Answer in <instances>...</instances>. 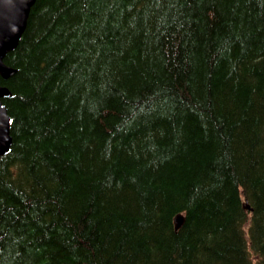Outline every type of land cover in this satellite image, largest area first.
<instances>
[{
	"label": "trees",
	"instance_id": "trees-1",
	"mask_svg": "<svg viewBox=\"0 0 264 264\" xmlns=\"http://www.w3.org/2000/svg\"><path fill=\"white\" fill-rule=\"evenodd\" d=\"M4 62L0 264H264V0H35Z\"/></svg>",
	"mask_w": 264,
	"mask_h": 264
},
{
	"label": "water",
	"instance_id": "water-1",
	"mask_svg": "<svg viewBox=\"0 0 264 264\" xmlns=\"http://www.w3.org/2000/svg\"><path fill=\"white\" fill-rule=\"evenodd\" d=\"M35 0H0V76L4 79L11 76L15 69L4 62V56L13 50L25 29L31 6ZM10 90L0 84V155L9 152L11 147L10 122L2 98L10 97ZM244 207L249 208L245 202ZM184 221L182 213L173 218L174 229L177 230Z\"/></svg>",
	"mask_w": 264,
	"mask_h": 264
},
{
	"label": "bare ground",
	"instance_id": "bare-ground-1",
	"mask_svg": "<svg viewBox=\"0 0 264 264\" xmlns=\"http://www.w3.org/2000/svg\"><path fill=\"white\" fill-rule=\"evenodd\" d=\"M137 4H139V2L137 3ZM144 5V4H143ZM152 6V5H151ZM132 8V7H131ZM167 8V7H166ZM147 22V21H146ZM150 26V25H149ZM89 37V36H88ZM93 39V38H92ZM135 47V46H134ZM95 48V47H94ZM103 49V48H102ZM109 50V49H108ZM105 51V50H104ZM104 53V52H103ZM108 55V54H107ZM126 56H128V55H126ZM93 57V56H92ZM115 59V58H114ZM60 61V60H59ZM115 62H117V61H115ZM127 62V61H126ZM6 63V62H5ZM112 64V63H111ZM124 64V63H123ZM155 64V63H154ZM121 66V65H120ZM125 67V66H124ZM108 68V67H107ZM147 68V67H146ZM68 69V68H67ZM62 70V69H61ZM112 70H113V68H112ZM115 70V69H114ZM122 70H123V68H122ZM130 70V69H129ZM75 71V70H74ZM73 71V72H74ZM124 71V70H123ZM126 71V70H125ZM53 72V71H52ZM72 72V73H73ZM124 73V72H123ZM101 74V73H100ZM121 74V73H120ZM122 75V74H121ZM57 77V76H56ZM111 77V76H110ZM41 79V78H40ZM45 79V78H44ZM62 79H64V78H62ZM114 81V80H113ZM61 82V81H60ZM124 82H126V81H124ZM60 84V83H59ZM85 84V83H84ZM89 84V83H88ZM117 84V83H116ZM52 85V84H51ZM121 85V84H120ZM53 86V85H52ZM35 87V86H34ZM69 89V88H68ZM106 89V88H105ZM108 90V89H107ZM51 91V90H50ZM48 92V91H47ZM52 92V91H51ZM107 93V92H106ZM122 95V94H121ZM53 99V98H52ZM73 100V99H72ZM182 101V100H181ZM101 105H102V103H100ZM49 105V104H48ZM105 107V106H104ZM189 108V107H188ZM101 109V108H100ZM95 113V112H94ZM195 115V114H194ZM198 116V115H197ZM130 119V118H129ZM20 120V119H19ZM44 120V119H43ZM120 120V119H119ZM128 120V119H127ZM178 121V120H177ZM113 123V122H112ZM122 124V123H121ZM192 124V123H191ZM188 125V124H187ZM262 125V124H261ZM48 126V125H47ZM203 126V125H202ZM188 128V127H187ZM192 128V127H191ZM264 128V127H263ZM20 129V128H19ZM207 129H208V127H207ZM260 130V129H259ZM263 131H264V129H263ZM263 131H261V132H263ZM260 132V131H259ZM201 133V132H200ZM204 135V134H203ZM209 136V135H208ZM264 137V136H263ZM139 140V139H138ZM144 140V139H143ZM149 140V139H148ZM140 146V145H139ZM148 146V145H147ZM147 155V154H146ZM151 166H153V165H151ZM159 169V168H158ZM220 181V180H219ZM230 189V188H229ZM202 190V189H201ZM200 191V190H199ZM229 191V190H228ZM210 193V192H209ZM198 194V193H197ZM216 196V195H215ZM219 203V202H218ZM173 212V211H172ZM47 220V219H46ZM160 224V223H159ZM189 227V226H188ZM231 227V226H230ZM180 229V228H179ZM196 241V240H195ZM198 241V240H197Z\"/></svg>",
	"mask_w": 264,
	"mask_h": 264
}]
</instances>
